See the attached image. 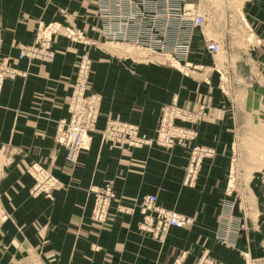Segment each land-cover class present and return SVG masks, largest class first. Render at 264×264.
Segmentation results:
<instances>
[{"label":"crops","instance_id":"0c3cea01","mask_svg":"<svg viewBox=\"0 0 264 264\" xmlns=\"http://www.w3.org/2000/svg\"><path fill=\"white\" fill-rule=\"evenodd\" d=\"M241 5L242 22L252 38L242 58L248 62L249 90L264 92V0H244ZM54 22L84 31L96 44H73L58 35L51 63L19 60L20 45L33 44L39 25ZM102 29L97 0H0V44L5 50L0 58L21 73L0 90V264H195L206 253L223 264H245L241 252L264 260V170L253 176L249 188L255 209L233 211L235 245L218 239L227 233L223 205L234 203L226 156L236 117L214 112L198 125L199 142L212 140L209 146L217 156L204 163L195 188L183 185L189 150L166 152L154 144L131 147L105 140L110 121L136 126L139 135L150 140L164 105L178 99L189 111L196 106L189 102L190 93L177 85L173 67H145V61L115 52L110 45L141 50L107 41ZM194 33L203 38L199 57L207 68V39L201 31ZM85 53L94 62L92 86L102 97L101 114L88 148L69 167L56 141L57 125L68 117L70 83ZM220 69L224 78L225 65ZM257 103L264 107V101ZM218 106L227 103L217 101ZM37 165L58 179L52 195L34 190L30 170ZM101 185L112 187L118 197L103 224L92 219L91 189ZM149 195H157L163 207L192 217L194 225L172 229L167 241L159 242L141 232L138 212L118 213L119 204L137 205Z\"/></svg>","mask_w":264,"mask_h":264},{"label":"built area","instance_id":"2783aa9c","mask_svg":"<svg viewBox=\"0 0 264 264\" xmlns=\"http://www.w3.org/2000/svg\"><path fill=\"white\" fill-rule=\"evenodd\" d=\"M199 8L200 0L198 4L194 0L189 2L186 0H97V16L102 23V31L107 41L153 53L156 57L166 59L172 64L187 63L191 53L193 33L203 30L206 15ZM58 35L73 44L84 46L96 44L88 39L84 31L74 26H66L59 22L49 25L40 24L35 42L20 46L19 60H27L30 63H51L54 59V38ZM205 44L206 50L211 54L220 51L217 42L210 43L206 40ZM93 73V59L88 53L81 55L75 79L70 83L68 117L57 125L56 141L65 152L67 165H75L78 162L80 154L88 148L100 119L102 97L93 90ZM19 75L21 73L16 69L0 63V90L7 79ZM205 118L203 109L196 112L189 111L180 105L178 99H175L162 107L153 139L142 138L136 126L110 121L105 130V140L131 147L154 144L166 152H172L176 148L189 150L190 157L183 185L195 188L204 163L216 156L215 149L197 142L200 136L197 127ZM30 174L35 178L34 190L48 195L57 188L58 179L52 171L34 168L30 170ZM91 192L95 197L92 219L100 224L106 223L118 197L113 188L107 185L95 186ZM117 211L121 215H134L138 212L142 217L141 232L159 242H166L172 229L184 230L194 224L192 217L163 207L157 195H149L137 205H118ZM226 224L227 233L222 235L229 241L233 225L230 221ZM198 264L215 263L204 256Z\"/></svg>","mask_w":264,"mask_h":264},{"label":"rangeland","instance_id":"374dc122","mask_svg":"<svg viewBox=\"0 0 264 264\" xmlns=\"http://www.w3.org/2000/svg\"><path fill=\"white\" fill-rule=\"evenodd\" d=\"M243 1L204 0L201 2L200 0L199 9L206 15V22L201 32L208 42L211 43L213 41L220 45V51L216 54H211L205 50L208 55L207 68L203 66L199 57L203 48V44H201V39L203 38L199 36L195 38L196 33H194L195 42L192 59L185 65L175 63L170 66V62L155 57L151 53L110 45L115 52L121 51L119 52L121 54L128 53L134 56L136 60L145 61L146 63L144 62L142 66L173 67L172 69L177 72V85L190 93L189 102L194 103L196 106L193 112L203 109L206 114L205 119L212 114L214 115V112L215 116L217 112V116L219 117H223L227 113L237 118L235 132L233 133L234 137H231L228 143L230 154L226 156L230 163L229 172L226 175L230 176V193L233 196L232 200L234 203L223 205L225 213L222 214V219L224 223L231 221L233 211L237 212L239 207H246V209L251 210L255 209V199L249 188L253 176L256 173H260L259 171L264 170V107L260 108L257 103L260 100L264 101V92L249 90L248 62L242 58L245 57L243 52L248 51V43L252 41V38L246 33L242 22L241 4ZM194 2L198 4L199 0H194ZM225 3L227 6L225 5V8H223L222 5ZM228 19L233 20L232 23H225V26H222L221 22L228 21ZM34 34L37 35V30ZM246 35L248 36L246 37ZM60 37L62 36L60 35ZM2 52L5 53V50L2 48V44H0V55ZM5 62L4 58H0L1 65ZM163 63H166V65H163ZM222 65L226 67L224 78L221 73L222 69L218 70V67ZM219 80L224 82H219L218 85ZM222 84L224 85L222 86ZM180 94L182 93L180 92ZM217 101H226L227 106L217 107ZM254 102L257 104H254ZM222 111L226 113L223 114ZM256 119L260 121H256ZM211 141H206V144L200 143L199 140L197 142L202 146L212 147L209 146L213 145L210 144ZM212 148L215 149L214 147ZM68 166L71 167L72 165ZM36 168L40 169L43 167L37 165ZM33 179L35 180L34 177ZM52 194L53 191L49 192L47 196ZM237 226L241 228L239 225ZM234 236V241H232V237ZM218 239L224 244L235 245L238 235L233 233L229 241L224 237H218ZM241 255L245 264H264V260H254L248 252H241ZM204 256L215 264H223L211 257L209 253L202 255L195 264H198Z\"/></svg>","mask_w":264,"mask_h":264}]
</instances>
